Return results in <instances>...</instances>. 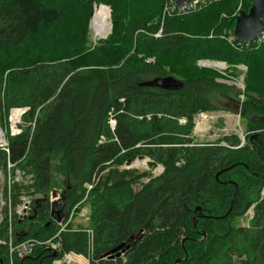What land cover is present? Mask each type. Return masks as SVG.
<instances>
[{"label": "trees", "instance_id": "16d2710c", "mask_svg": "<svg viewBox=\"0 0 264 264\" xmlns=\"http://www.w3.org/2000/svg\"><path fill=\"white\" fill-rule=\"evenodd\" d=\"M168 1L0 0V117L5 115L0 125L12 107L29 106L24 122L37 114L33 130L7 135L9 154L0 152L4 167L33 176L39 196L27 217H11L15 240L51 238L57 227L50 222L49 193L61 190L58 209L67 213L105 163L121 162L117 143L98 144L101 136L111 138L106 120L112 111L115 135L123 149H130L128 156L152 157L163 172L142 183L140 175L112 171L91 189L89 264H264V41L244 45L233 36L237 15L247 13L252 0L213 1L185 16L167 17L161 27L158 18ZM100 5L110 8L111 31L91 49L93 8L98 7L94 14L108 12ZM160 28L161 36L153 37ZM198 60L224 63L232 72L244 66V91L219 83L225 77L199 68ZM166 76L183 87L139 86ZM220 97L230 98L228 108L214 104ZM217 111L244 121L241 147L236 135L215 145H191L193 117ZM180 117L186 124L178 125ZM254 135L257 146L248 141ZM136 183L140 188L134 190ZM253 204L248 227L237 226ZM196 207L207 217L193 221ZM3 213L0 237L8 226L7 210ZM60 238L56 258L87 255L84 232L67 231ZM120 244L129 245L125 261L100 259ZM7 261L0 246V264ZM53 261L49 250L37 247L15 264Z\"/></svg>", "mask_w": 264, "mask_h": 264}, {"label": "rangeland", "instance_id": "374dc122", "mask_svg": "<svg viewBox=\"0 0 264 264\" xmlns=\"http://www.w3.org/2000/svg\"><path fill=\"white\" fill-rule=\"evenodd\" d=\"M213 1H215V0H210V1L206 2L205 4L201 5L197 10H195L193 12L198 11L203 6H205L206 4L213 2ZM100 7H105V6L100 5ZM164 7H165V5H164ZM164 7H163V9H164ZM97 8L98 7H96V6H95V8H93L92 14H94V12L96 11ZM106 8L108 9L109 13L107 12L106 9H102V10H104L103 13L105 14V17L107 18V20L110 24L111 23V21H110V8L108 6H106ZM163 9L161 11L160 17L158 18V20L160 21L159 26H162L164 24V21L167 17H182V16L186 15V14L180 15V16L171 15V16L163 17ZM193 12H189L187 14H190ZM91 20H92V15H91V19L89 21V32H90L89 33V40H90V47H91V49H93L95 44L97 43V41L101 40L102 38H98L96 36L94 27L91 28V26H90ZM92 30H93V32H92ZM154 35L155 34H153V37H154ZM93 37H94V40H93ZM155 38H157V37H155ZM145 61L153 63L154 58H147ZM199 62H205V67L211 68V67L207 66L208 65L207 63H210V61L206 62V60H198L196 62V65L199 68H202L201 66H199ZM212 63H219V62H212ZM219 64H223V63L220 62ZM223 66L224 67L220 68V69L212 67V69H215L217 72H219L220 74H222L225 77V79H218L217 81L219 83H222V84L235 86L236 90L240 93L239 88L244 87V75H245L246 68L244 66H237L238 70L232 72L231 70L225 71L226 65L223 64ZM243 91H244V89H243ZM230 103H231L230 98H227V97H224V98L220 97L214 101V104L216 106L225 107V108L226 107L228 108ZM23 107L29 108V106H17V107H12L11 109L23 108ZM120 112H122V111H120ZM202 113H206V114H204V115H206V120H205L206 123H204L203 125H201L199 127L195 123V119H194L195 116L193 117V128H192V133L190 135V138L193 140V144H191V145H197V146L215 145L217 142H219L221 140L222 137L230 136V135H236L237 138L239 139V141H241L240 137H242V135L245 134V123L243 120L240 119V116L238 114H234V113H231L229 111L202 112ZM36 115L37 114H35V118L30 122H24L23 119L21 120V124L19 125V129L21 130V132L25 127L31 128V131L33 130L34 125H35ZM112 115L114 116V120L116 121V127H117V117H116L117 113L110 114L106 120V126L108 128V131L110 133L111 138L104 136V138L102 137L100 140L101 142H98V144L104 145V144H109L111 142L117 143V145L121 148V151H120L118 157H120L119 159H121V157H123V158L121 159V162H119V163H117L115 161L105 163L104 169L100 172H97V174H95L96 177H95V182H94L93 186H95L101 179L111 176L112 171H114V172L116 171L119 174H124L125 172H130V173L132 172L135 175H138V176L140 175L139 180H141L142 183L147 182L150 178L157 177L158 175L154 176L153 173L156 172L155 168L157 165H160L162 167V165L160 163L155 162V160L152 157H149L146 155L135 156V154H134V155L128 156V154L130 153V151H129L130 149H123L120 146L119 141L117 139V136L115 135L116 128L114 130H112L108 126V121ZM147 116H149L150 118L152 117L151 115H146V119H147ZM4 117H5V115H2L0 117V120L2 121L4 119ZM134 117L137 119H140V120L143 118V116H134ZM158 117H160V114H158ZM170 118L172 120H175V118H173V117H170ZM180 118H182V117H180ZM178 119L179 118H176V120H178ZM147 120H150V119H147ZM176 122L178 123V125L182 126L178 121H176ZM220 144L226 145V143H224V142H220ZM243 144H244V142L241 141V143L238 145V147H241ZM139 146L140 145L137 144L135 147H139ZM131 158H134L135 161L139 160L141 162H142V160H143V162L146 160L148 165L145 167V166H143V163L138 162L137 164L135 163V168L125 169V168H129L128 166H125V162ZM180 163H183V159H180L179 162L177 163V165H179ZM18 172H20L22 174V176H21L22 179L16 180V176H17ZM0 173L3 175V180H2L3 190H2V192H3L4 196H6V194L8 195L10 192V196L12 197V200L14 197L15 198L14 202H16V200L19 196L24 195L29 200H31V206L34 203V200L39 198V196L34 194L33 182L31 183V181L28 179L29 176H32L31 174H27L23 169L18 168V167L11 166L9 168L8 164L5 167H4V165L0 164ZM132 186H133L134 190H137L138 188H140V183L133 184ZM263 188H262V190H263ZM262 190H261V192H262ZM53 191L60 192V195H61L60 189L55 188L51 192H53ZM50 193L48 196L49 203L51 200ZM260 197H261V193H260ZM86 201H87V199H86ZM86 201L83 204H81V206H86L87 208H89ZM52 204H51V206H52ZM254 206H255L254 204L252 206H250V208L245 213V215L238 220L237 226L243 227V225H247V224L249 225V222L253 218V216L251 218V215H249L248 213L252 212V215L254 214ZM61 208H62V205H61ZM89 210H90V208H89ZM58 211H59V209H57L56 211L51 210V221L50 222L54 223V225L57 227V230L54 233V235L49 239H53L59 230V228L56 224L57 219L60 218L62 215H66L69 212L68 211L66 213V210L65 211L61 210L59 212ZM3 212H4V210L2 209L1 210L2 216H1L0 224H1L2 220L4 219V213ZM89 224H90V221L84 222V221L76 220L73 223L72 228L73 229L74 228L75 229H77V228H80V229L90 228ZM9 225L11 226V230L13 232V224L11 225V221L8 218L7 229L9 227ZM5 235L0 237V239L4 238ZM49 239H47V240H49ZM90 254H91V251H88L87 255H84V254H81V255H83V257L89 261V255ZM233 258L235 260H237L236 256H233Z\"/></svg>", "mask_w": 264, "mask_h": 264}, {"label": "built area", "instance_id": "2783aa9c", "mask_svg": "<svg viewBox=\"0 0 264 264\" xmlns=\"http://www.w3.org/2000/svg\"><path fill=\"white\" fill-rule=\"evenodd\" d=\"M210 0H191L189 2L182 3L180 5L175 4V0H171L165 4V7L163 9V17L165 16H171V15H184L189 12H193L197 10L201 5L205 4ZM219 1V0H215ZM95 8V6H94ZM238 16V15H237ZM91 26V22H90ZM162 27V26H161ZM93 32V30H92ZM162 34V28L158 30L157 33H155L154 37L159 38ZM94 40V37H93ZM264 41V23H263V30L261 34L251 43H260ZM244 44V43H242ZM249 45V43L244 44ZM207 62V61H206ZM199 66L205 67V62H199ZM240 93L243 92L244 87H240ZM240 99H243V95H239ZM28 107L23 108H14L9 110L8 115L6 117V124L4 126L0 125V152L5 153L6 155L9 154V144L7 140V135L10 136H16L21 133V130L19 129V125L21 124L22 116L28 112ZM110 114H114L112 111L108 113V116ZM206 113L199 112L195 115V123L199 127L206 123ZM108 118V117H107ZM147 119H150L149 116H147ZM181 125L186 124V118L182 117L177 120ZM108 126L110 129L114 130L116 128V121L114 120V116L112 115L108 121ZM104 138V136H101L99 138V142H101V138ZM101 145V144H99ZM133 161V162H132ZM141 162L139 160H134V158L128 159L125 162V166H128L129 168L125 169H131L135 168V163ZM143 166H147L148 163L145 160L143 162ZM8 167L10 168L11 165L8 164ZM156 172L153 173L154 176H157L162 173L163 168L160 165L156 166ZM22 174L20 172L17 173L16 180L22 179ZM95 174L92 177V180L89 184H84L85 188V194L81 201L77 203L73 208L66 214L62 215L60 218L57 219L56 224L59 228L57 234L53 239H49L46 241H39L36 239H24V240H15L13 236V232L11 230V226L9 225L6 235L4 238L0 239V246L4 247L7 252V264H15V260L23 259L27 256H30L34 250L37 247H44L46 250H49L50 252H56L58 253L61 250V241H60V235L61 233L71 231V232H84L88 237V245H89V251L91 250L92 243H93V232L91 228H85V229H73V223L78 221H84L89 222L90 221V210L86 206H81L83 204L88 196V193L91 191V189L94 187L95 182ZM31 183L34 182V179L32 176H29L28 178ZM3 175L0 173V220H1V210H7V216L9 220L11 221V217L14 216L18 219H23L27 217L29 214V211L31 210V200H29L26 196L21 195L17 198L15 205H13L12 197L9 194L6 196L3 195ZM51 200L50 203L58 202L61 200L60 192H55L54 195H52V192L50 193ZM264 196V188L261 192V198ZM251 215L252 218V212L248 213ZM243 227H248L247 225H243ZM120 257L125 261L124 259V253H121ZM72 261L75 264H89V261L83 257L81 254H75V253H65L61 258H54V261L52 264H71L69 261Z\"/></svg>", "mask_w": 264, "mask_h": 264}, {"label": "water", "instance_id": "95a60500", "mask_svg": "<svg viewBox=\"0 0 264 264\" xmlns=\"http://www.w3.org/2000/svg\"><path fill=\"white\" fill-rule=\"evenodd\" d=\"M191 0H175L176 5H180L185 2H189ZM106 7V6H105ZM93 15V14H92ZM263 18H264V0H252V6L249 8L248 12H240L238 16L236 17L234 29H233V36L239 43H251L254 41L262 32L263 30ZM110 30H111V23H110ZM110 33V32H109ZM107 37V36H106ZM106 37L102 38L105 39ZM220 63V62H219ZM224 64V63H223ZM225 65V64H224ZM140 87H149V88H159L161 90L166 91H178L183 87V83L171 76L166 77H157L151 80L144 81L139 84ZM241 141L244 142V137H240ZM249 143H253L256 146L259 144L257 141V137L251 136L248 139ZM231 167L228 168L230 170ZM227 169H224L220 171L215 178L217 179L219 174L222 172H225ZM231 183V182H227ZM55 191L52 192V195H54ZM236 195V189L233 193L232 200L234 199ZM63 204L62 200H59L58 202H54L52 204V211H56L61 205ZM195 216L193 217V221H196L197 218H206L207 216L203 215L201 213V208L196 207L195 209ZM196 225V222H194V227ZM140 231L139 233H141ZM139 236L137 235V238ZM205 238V235H203L202 239ZM129 248V245L125 246L124 244H120L114 249H112L110 252L102 255L100 259H113L117 258L121 255V253H124ZM57 253L51 252V257L54 259L56 258Z\"/></svg>", "mask_w": 264, "mask_h": 264}, {"label": "bare ground", "instance_id": "6f19581e", "mask_svg": "<svg viewBox=\"0 0 264 264\" xmlns=\"http://www.w3.org/2000/svg\"><path fill=\"white\" fill-rule=\"evenodd\" d=\"M104 10H99L97 14H93L92 15V20H91V28H95V34L98 38H104L106 37L109 32H110V24L107 20V18L105 17V21H104ZM209 67H214V68H223V64H219V63H207ZM71 264H75L73 263L71 260L69 261Z\"/></svg>", "mask_w": 264, "mask_h": 264}]
</instances>
